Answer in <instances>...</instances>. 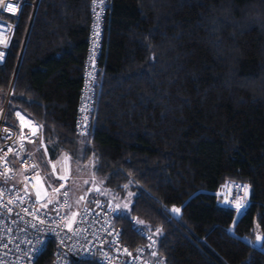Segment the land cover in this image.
I'll return each mask as SVG.
<instances>
[{
  "label": "trees",
  "instance_id": "1",
  "mask_svg": "<svg viewBox=\"0 0 264 264\" xmlns=\"http://www.w3.org/2000/svg\"><path fill=\"white\" fill-rule=\"evenodd\" d=\"M91 6L25 5L0 65L9 121L22 111L52 158L94 159L112 190L134 192L118 219L130 245L146 239L134 217L167 264H264V0H112L95 122L82 136ZM228 180L251 185L242 214L217 203Z\"/></svg>",
  "mask_w": 264,
  "mask_h": 264
},
{
  "label": "built area",
  "instance_id": "2",
  "mask_svg": "<svg viewBox=\"0 0 264 264\" xmlns=\"http://www.w3.org/2000/svg\"><path fill=\"white\" fill-rule=\"evenodd\" d=\"M38 1L5 0L13 5L15 12L0 7V65L7 60L25 5L32 3L35 10ZM111 7L112 0H92L84 85L76 119L77 132L82 136L91 133L95 122L99 83L104 71L105 20ZM26 117L19 110L15 114L16 120L11 122L8 104L0 106V264H44L42 256L48 249H51L48 264H72L75 256L94 259L101 264H167L163 257H156L158 239L137 218L132 217L131 222L145 236V242L132 246L124 240V228L118 223L120 210L99 195L83 194L75 221L70 227L67 225V208L71 201L68 180L61 179L56 168L51 166L52 157L47 145L39 143L40 127L33 129L26 123ZM29 144H36V150ZM39 150L59 184L54 191L59 188L60 198L47 208L39 207L29 194L30 187L43 175L35 156ZM60 157L69 160L70 164L68 153ZM17 167L23 172L20 183L13 181ZM65 172L68 173L67 169ZM215 194L219 205L242 214L251 202V185L228 180ZM174 208L179 209L172 207V215L177 214L172 211Z\"/></svg>",
  "mask_w": 264,
  "mask_h": 264
},
{
  "label": "rangeland",
  "instance_id": "3",
  "mask_svg": "<svg viewBox=\"0 0 264 264\" xmlns=\"http://www.w3.org/2000/svg\"><path fill=\"white\" fill-rule=\"evenodd\" d=\"M36 144H29V147L36 150ZM35 156L43 171V175L36 185L30 187L29 194L39 207L47 208L52 202L59 200V193L54 191V187H58L59 184L57 179H55V175L50 171V165L45 162L42 150L37 151ZM94 164V159L91 162L81 164L75 163L71 158L69 164V160L66 161L65 158H52L51 166L55 165L59 177L67 178L66 180H68L71 189V201L67 208V225L69 227L75 221L78 208L82 203L83 194L92 193L99 195L117 209L130 213L134 201V192L127 190L124 193H116L106 184L105 180L96 176ZM16 169L17 175L13 181L20 183L23 180V172L18 167ZM66 169L68 173L65 172Z\"/></svg>",
  "mask_w": 264,
  "mask_h": 264
},
{
  "label": "snow or ice",
  "instance_id": "4",
  "mask_svg": "<svg viewBox=\"0 0 264 264\" xmlns=\"http://www.w3.org/2000/svg\"><path fill=\"white\" fill-rule=\"evenodd\" d=\"M0 7L6 9L7 11L15 12V8L13 7V5L11 3H5V0H0ZM0 43H2V41H0ZM5 46H7V45L5 44ZM53 168H55V165H53ZM60 178L62 179V177H60ZM62 186L63 185H61V187ZM55 191L59 192V188L55 189ZM38 195H39V193H38ZM65 195H67V193H65ZM172 211L178 213L180 210L174 208ZM258 239H259V237H258Z\"/></svg>",
  "mask_w": 264,
  "mask_h": 264
},
{
  "label": "crops",
  "instance_id": "5",
  "mask_svg": "<svg viewBox=\"0 0 264 264\" xmlns=\"http://www.w3.org/2000/svg\"><path fill=\"white\" fill-rule=\"evenodd\" d=\"M18 117H19V116H18ZM26 118H27V119L25 120L26 123L31 124L33 129H39L40 125H39L34 119H32V118H30V117H26ZM15 120H16V118H15ZM33 120H34V121H33ZM38 126H39V127H38ZM40 129H41V127H40Z\"/></svg>",
  "mask_w": 264,
  "mask_h": 264
},
{
  "label": "water",
  "instance_id": "6",
  "mask_svg": "<svg viewBox=\"0 0 264 264\" xmlns=\"http://www.w3.org/2000/svg\"><path fill=\"white\" fill-rule=\"evenodd\" d=\"M8 100H9V95H8V97H7V99H6L4 104H8ZM256 244L261 245V242H259V240L257 239L256 240ZM77 260H79V258L77 256H75L74 257V261H77Z\"/></svg>",
  "mask_w": 264,
  "mask_h": 264
}]
</instances>
